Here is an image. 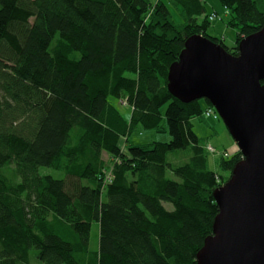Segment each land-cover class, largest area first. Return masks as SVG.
Returning <instances> with one entry per match:
<instances>
[{
  "label": "trees",
  "instance_id": "1",
  "mask_svg": "<svg viewBox=\"0 0 264 264\" xmlns=\"http://www.w3.org/2000/svg\"><path fill=\"white\" fill-rule=\"evenodd\" d=\"M216 1L221 15L205 0H0V264H37L32 250L40 264H196L243 156L209 169L191 120L212 106L174 98L168 69L191 36L236 56L264 26V0ZM213 14L232 46L207 34ZM141 131L171 140L137 144Z\"/></svg>",
  "mask_w": 264,
  "mask_h": 264
},
{
  "label": "water",
  "instance_id": "2",
  "mask_svg": "<svg viewBox=\"0 0 264 264\" xmlns=\"http://www.w3.org/2000/svg\"><path fill=\"white\" fill-rule=\"evenodd\" d=\"M264 26L231 55L208 37L184 43L167 74L183 103L206 100L243 159L213 192L217 214L196 264H264Z\"/></svg>",
  "mask_w": 264,
  "mask_h": 264
},
{
  "label": "rangeland",
  "instance_id": "3",
  "mask_svg": "<svg viewBox=\"0 0 264 264\" xmlns=\"http://www.w3.org/2000/svg\"><path fill=\"white\" fill-rule=\"evenodd\" d=\"M205 1L207 12H216L218 15H221L223 8L216 0ZM170 12L172 13V20L175 22V24L179 25L180 23H182V19L175 9L171 8ZM207 34L213 38H223L224 44L228 47L232 46L236 39L235 30L223 25L222 22H220L219 17H216V19L211 21V27L209 28ZM202 105L204 104L202 103ZM116 106L124 116L129 115V110L126 107L118 106L117 104ZM165 108L166 107H164V109ZM191 123L192 130L197 136L200 143L207 144L215 149V153L208 156L209 169L218 172L219 174H223L222 170L219 169L216 165V160L219 159V155L224 151H226L227 153H233L237 148L224 124L221 120L213 121L207 118H203L202 120L195 118L191 120ZM131 139L137 144H147L152 140H156L158 142H169L171 140V137L168 133L155 134L153 132L141 131L140 134H138V132L133 133ZM40 172L41 174L51 175L54 178L62 177V174L50 168H41ZM9 175H11V172H9ZM166 205L170 207L169 204ZM96 235L97 227L93 226L91 231V242L93 244L96 242ZM30 260L31 262L35 261L37 264L39 263L35 260L34 250L30 252Z\"/></svg>",
  "mask_w": 264,
  "mask_h": 264
},
{
  "label": "built area",
  "instance_id": "4",
  "mask_svg": "<svg viewBox=\"0 0 264 264\" xmlns=\"http://www.w3.org/2000/svg\"><path fill=\"white\" fill-rule=\"evenodd\" d=\"M217 15H212L210 19L216 18ZM203 116L207 119H211L213 121L217 120L218 115L216 114V112L214 111V109L212 107H206L203 111ZM206 149L209 153L214 154L215 153V149L209 145L206 146Z\"/></svg>",
  "mask_w": 264,
  "mask_h": 264
}]
</instances>
